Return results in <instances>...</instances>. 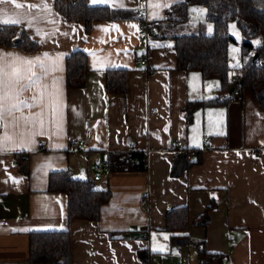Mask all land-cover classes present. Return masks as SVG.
Wrapping results in <instances>:
<instances>
[{"label":"crops","instance_id":"0c3cea01","mask_svg":"<svg viewBox=\"0 0 264 264\" xmlns=\"http://www.w3.org/2000/svg\"><path fill=\"white\" fill-rule=\"evenodd\" d=\"M86 1L131 15L97 21L87 33L83 23L68 22L56 11L55 0H47L49 10L0 5V18L22 21L0 25H18L39 45L26 52L0 44V56L41 58L48 68L43 84L53 93L50 106L46 95L41 106L16 114L42 112L43 128L21 122L8 130L16 139L31 137V143L0 152V264H33L29 233L50 230L70 231L71 264H202L194 245L171 247L166 214L181 206L189 208V236L204 241L209 252L227 254L228 264H264V109L249 92L232 101V88L225 103L197 109L190 123L184 112L189 101L215 97L219 88L218 80L179 70L171 47L173 36L202 31L197 19L206 7L190 6L186 20L180 16L167 37L151 40L148 47L139 41V21L132 15L142 8L141 0ZM182 1L146 0V9L151 18L165 20L167 9ZM16 2L38 5L40 0ZM203 20L204 34L211 35L212 24ZM74 50L86 52L89 71L85 87L68 89L66 58ZM4 63L11 72L12 61ZM14 64L26 67L22 61ZM120 68L129 70V92L108 94L106 72ZM33 71L42 69L37 65ZM35 92L23 98L31 103ZM4 131L1 126L0 136ZM69 137L84 139V148L70 151ZM130 142L149 150L146 170L110 171L93 181L95 165L109 154L125 153ZM181 153L197 162L175 177L171 170ZM16 155L28 157L29 177L19 170ZM66 169L74 178L90 179L96 189L111 190L98 221L69 219L67 196L49 191L50 173ZM209 205L214 208L208 210ZM206 211L209 216L202 220Z\"/></svg>","mask_w":264,"mask_h":264},{"label":"trees","instance_id":"16d2710c","mask_svg":"<svg viewBox=\"0 0 264 264\" xmlns=\"http://www.w3.org/2000/svg\"><path fill=\"white\" fill-rule=\"evenodd\" d=\"M204 5L207 19L212 24V34L196 33L172 37V48L177 54L179 70L197 71L204 80H218L219 88L215 97L189 101L184 112L187 123L199 108L225 103V94L237 86L242 93L249 92L264 109V0H184L173 4L166 11V26L177 22L175 13L186 20L189 7ZM56 11L68 22H81L89 33L97 21L118 20L131 15L128 10H117L107 6H90L86 0H55ZM124 13H126L124 15ZM133 17L135 15L132 13ZM230 23H236L244 40L241 43L239 65L230 63V46L236 43L229 30ZM169 35V34H168ZM167 37V36H165ZM164 38V37H162ZM258 40L257 43L254 40ZM0 44L16 45L26 52L38 50V42L18 25H0ZM89 71L88 56L83 50H74L66 58L65 85L68 89L83 88ZM234 76V77H233ZM106 92L127 94L129 92V70L110 69L106 72ZM231 97V95H229ZM229 98V97H228ZM139 152L108 155L110 171L146 170L147 164L141 160ZM19 170L30 176L28 157L16 155ZM197 161H190L181 153L176 157L172 176H180ZM49 191L67 196V216L89 221H98L100 209L111 197V190L96 189L90 179L82 180L72 176L69 169L50 173ZM214 208L208 206V210ZM208 211L201 217L208 218ZM196 223V221L194 222ZM190 215L188 206L171 209L166 214L165 230L170 233L171 247L181 244L194 245L198 260L202 264H228L227 254L211 253L204 241L191 238L188 234ZM111 235V234H110ZM112 236V235H111ZM72 245L69 230L32 231L29 233V263L71 264Z\"/></svg>","mask_w":264,"mask_h":264},{"label":"snow or ice","instance_id":"6c2138e0","mask_svg":"<svg viewBox=\"0 0 264 264\" xmlns=\"http://www.w3.org/2000/svg\"><path fill=\"white\" fill-rule=\"evenodd\" d=\"M94 3L97 0H93ZM14 5L15 8H39L40 10H49L47 0H40L38 5H23L17 3L16 0H0V5ZM3 9H0V17H2ZM21 19L5 20L0 18V23H12L19 24ZM29 24L33 21H27ZM235 28V25L233 26ZM10 59L12 63L7 64L8 68H11V72H6L5 60ZM46 56L44 60H47ZM22 61L26 67L23 69L16 67L14 62ZM39 66L42 69L40 74L33 71L35 66ZM48 72V68L43 63L41 58H36L35 60H26L21 57H13L11 54H4L0 56V126H2L5 131L3 136H0V152L11 150L17 143L26 144L31 143V137L25 138L23 134L20 135L19 139H16V134H9L10 128H15L20 126L21 122L25 124L27 122H32L33 125L39 123L40 127L43 128V121L41 119L43 113L36 114L35 116H17V113H22L23 109H32L34 107H39L47 95L49 100V106L53 102V93L51 92L50 85L43 84L45 75ZM35 89L36 92L33 95L32 102L23 98V94L27 91ZM59 91L55 93V98L59 100ZM41 134H43L41 132ZM26 231V229H21ZM15 231V229H13Z\"/></svg>","mask_w":264,"mask_h":264},{"label":"built area","instance_id":"2783aa9c","mask_svg":"<svg viewBox=\"0 0 264 264\" xmlns=\"http://www.w3.org/2000/svg\"><path fill=\"white\" fill-rule=\"evenodd\" d=\"M142 8L137 10L135 13L136 19L139 21V29L137 36L140 42L145 43L150 47V41L157 38L165 37L169 34V28L166 26L165 20L151 18L146 9V0H141ZM180 15L175 14L174 19H179ZM140 63L143 66H147V52L144 53L140 58ZM243 99V93L240 88L235 86L231 92V100L240 102ZM87 127H90V122H87ZM1 128V126H0ZM210 139H204V145L207 146V142ZM86 142L84 139H75L69 137L68 139V148L70 151H78L84 148ZM126 152H139L141 157H136L135 162L140 160L147 164V155L149 150H140L138 145L135 142H130L127 146ZM257 154V152L255 153ZM109 172L108 164L106 161H101L94 167L93 181H99L102 178V175ZM144 204H147V200L144 201Z\"/></svg>","mask_w":264,"mask_h":264},{"label":"rangeland","instance_id":"374dc122","mask_svg":"<svg viewBox=\"0 0 264 264\" xmlns=\"http://www.w3.org/2000/svg\"><path fill=\"white\" fill-rule=\"evenodd\" d=\"M201 6L204 7V5H201ZM205 13H207L206 10L200 11L198 14L200 16V19H197V20H200L202 22V26H201L202 31L200 33H205L204 30L207 27V26H205L206 23L203 20V18L207 19V14H205ZM234 25H235V28L233 27ZM229 30H230L231 35L235 38V41H236V43H233L230 46V56H229L230 63H231V65L234 66L236 61L241 60L240 46H241L242 41L244 40V36L241 34L240 28L238 27V25L236 23H230ZM254 42L257 43L258 40L256 39V40H254Z\"/></svg>","mask_w":264,"mask_h":264}]
</instances>
